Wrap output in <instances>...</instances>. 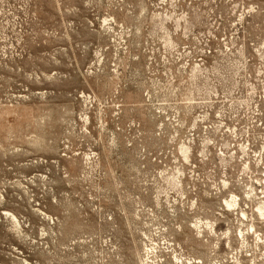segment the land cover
Wrapping results in <instances>:
<instances>
[{"label":"rangeland","instance_id":"374dc122","mask_svg":"<svg viewBox=\"0 0 264 264\" xmlns=\"http://www.w3.org/2000/svg\"><path fill=\"white\" fill-rule=\"evenodd\" d=\"M261 203L264 0H0V264H264Z\"/></svg>","mask_w":264,"mask_h":264},{"label":"bare ground","instance_id":"6f19581e","mask_svg":"<svg viewBox=\"0 0 264 264\" xmlns=\"http://www.w3.org/2000/svg\"><path fill=\"white\" fill-rule=\"evenodd\" d=\"M185 150H186L185 152L187 153L188 152V148L185 149ZM231 198H232L231 201L230 200H225V205H226L227 208L231 209V211H232L234 208H236L238 206V202H237L238 200H237V196H235V195H233ZM257 210H258L260 216L264 217V203H261V205L259 206V209H257ZM242 214H243V217L245 218L246 217V213L243 212Z\"/></svg>","mask_w":264,"mask_h":264}]
</instances>
